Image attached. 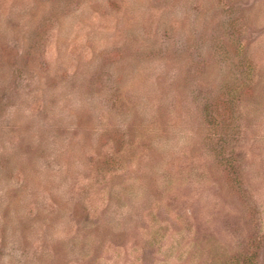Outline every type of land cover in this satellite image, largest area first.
<instances>
[{
  "label": "rangeland",
  "instance_id": "1",
  "mask_svg": "<svg viewBox=\"0 0 264 264\" xmlns=\"http://www.w3.org/2000/svg\"><path fill=\"white\" fill-rule=\"evenodd\" d=\"M0 264H264V0H0Z\"/></svg>",
  "mask_w": 264,
  "mask_h": 264
}]
</instances>
